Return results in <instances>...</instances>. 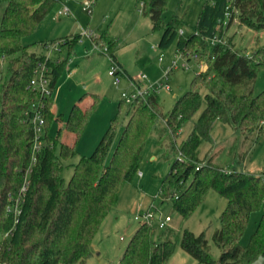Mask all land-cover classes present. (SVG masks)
<instances>
[{
	"label": "trees",
	"instance_id": "16d2710c",
	"mask_svg": "<svg viewBox=\"0 0 264 264\" xmlns=\"http://www.w3.org/2000/svg\"><path fill=\"white\" fill-rule=\"evenodd\" d=\"M62 1L0 0V60L4 62L0 74V264H85L95 232L115 207L123 184L136 174L143 148L160 121L164 123L155 143L161 148L162 135L167 134L168 150L162 152V157L171 160L167 173L160 178L161 201L169 199L172 208L185 218L210 189L226 200L220 225L212 234L220 251L218 258L211 257L203 232L194 234L184 228L180 248L201 264H249L264 256V213L248 243L240 242L249 215L260 208L264 198V167L260 173L227 171L213 165L211 156L198 157L200 143L211 142L210 129L215 120L230 125L245 140L255 132L253 142L264 126V90L253 92L257 72L264 70V46L246 54L230 41L211 43L218 33V20L232 7L239 11L240 25L255 31L264 29V0H206L194 31L186 37L178 32V18L164 24L162 13L167 0H138L151 29L161 31L157 45L167 48L175 40L176 50L185 56L196 53L195 62L203 60L206 68L194 72L189 88L166 111L158 94L150 93L144 100L132 103L119 99L108 127L90 154L78 156L66 182L61 176L63 162L77 155L80 130L75 142L69 144L48 133L45 123L43 144L30 164L33 132L24 113L38 104L46 120L48 96L30 90L28 83L36 65L45 62L50 68L52 90L69 59V51L53 62L29 50L32 44L22 42L54 4ZM77 38L71 35L65 41L68 50ZM91 39L98 50L104 47L102 53L120 67L112 39L105 33ZM201 88L206 90L203 95ZM202 103L204 107L190 132L175 147L174 136ZM124 105L129 108L127 120L116 137ZM94 109L92 105L90 112ZM178 153L181 159L175 157ZM246 153L247 150L236 156L238 163ZM29 166L25 189L20 192ZM11 197L19 198L16 213L7 210ZM173 232L172 228L157 229L146 222L138 223L114 264H162L172 255Z\"/></svg>",
	"mask_w": 264,
	"mask_h": 264
},
{
	"label": "rangeland",
	"instance_id": "374dc122",
	"mask_svg": "<svg viewBox=\"0 0 264 264\" xmlns=\"http://www.w3.org/2000/svg\"><path fill=\"white\" fill-rule=\"evenodd\" d=\"M85 1L63 0L54 4L33 32L22 40L23 44H32L29 50L34 51L37 49V44L41 46L38 49L43 47L41 41L44 43L57 38L55 41H58L60 46L56 53L51 54L50 61L53 62L60 61L69 51V61L60 71L45 104V113L52 115L48 130L55 137L65 138L66 123L76 102L82 105L81 110L87 111V120L76 143L77 155L63 162L61 176L65 182L70 177L78 156L90 154L108 127L110 118L117 111V103L121 99L120 93L129 89L127 76L145 74V85L158 80L162 76V67L169 63L176 50L175 40L167 48L157 45L161 31L151 29L148 16H144L140 11V1L90 0L91 13L82 9ZM204 1L206 0H167L162 13L164 24L171 21L173 17L178 18L180 25L178 24L177 28L181 27L182 36L186 37L194 31L195 22ZM63 4L67 5L69 13L58 17L56 11ZM217 32L214 42L230 41L235 48L246 54L264 46V29L255 31L238 22H231L224 28L221 25ZM104 33L114 41L115 56L120 62L119 69L126 71V74H119L120 80L117 84L113 83V78L107 73L110 67H117V63L102 53L104 47L98 50L91 39ZM71 35H77L78 38L68 50V44L65 41L69 40ZM159 56H162V62L157 60ZM186 56H193L186 61L187 67L171 70L166 78L167 88L158 94L164 111L168 110L189 88L194 72L206 68L203 60L199 59L197 63L195 62L196 53H187ZM182 62L184 58L178 61L179 64ZM199 65L202 67L200 68ZM3 70L4 62L0 60V74ZM262 90H264V70H259L254 80L253 92L256 94ZM205 92L206 90L201 88V95ZM93 104H96V107L89 112ZM203 107L204 103L184 128L176 133L173 138L175 147H178L186 138L193 121ZM51 108L54 109L53 113ZM128 111V106L124 105L118 117L116 137L127 120ZM163 123L164 121L158 123L157 131L149 136L143 148L142 159L137 170L141 174L136 172L132 180L123 184L115 207L107 212L95 232L91 240L92 256L85 264L116 263L124 245L140 222L134 219V214L137 210L142 212L147 210L150 205H155L156 209L153 210L157 215H170L171 220L166 227L174 231L172 255L162 264H201L179 246L180 234L184 228L194 234L203 232L209 244L211 257L218 258L220 251L212 241V234L220 225L219 216L225 206V198L217 191L210 189L185 218L172 208L169 200H160L158 193L160 178L167 173L171 161L162 157V152L168 150L167 134L162 135L161 148L155 144ZM210 136L211 142L202 141L198 152L200 156H204L203 159L211 156L213 165L222 166L224 170L225 168L226 170L236 169L247 173H260L264 167V126L255 138L256 141L253 142L255 132L245 140L230 125L215 120L210 129ZM246 150L245 161L238 163L236 156L245 153ZM175 157L181 159L182 155L178 153ZM262 213H264V198L260 208L249 215L240 239L242 245L248 243ZM151 222L155 223V220ZM120 236L123 240H120Z\"/></svg>",
	"mask_w": 264,
	"mask_h": 264
},
{
	"label": "built area",
	"instance_id": "2783aa9c",
	"mask_svg": "<svg viewBox=\"0 0 264 264\" xmlns=\"http://www.w3.org/2000/svg\"><path fill=\"white\" fill-rule=\"evenodd\" d=\"M91 1L86 0L84 2V6L82 7L83 10L91 13ZM69 13V9L66 4H63L61 8L56 11V15L63 16ZM238 14L239 11L235 7H232L230 10H227L224 13V18L222 20H218L216 25V30L220 28L221 25H226L228 22L237 23L238 22ZM179 33H182V29H179ZM215 37L211 39V43H214ZM62 45V44H61ZM60 43L58 41H50L43 43V49L45 53L43 54L44 58L47 60H51V54L56 53L59 50ZM193 56L186 57L182 52L176 50L169 61L168 64H165L162 67V76L154 81L150 82L149 84H144V80L146 79L145 74L138 73L135 75L127 76L129 81V89L123 90L120 93L121 100L125 101L126 103H132L139 100H144L147 95L150 93L160 94V92L167 88L166 78L169 72L173 69L178 67H187L186 61ZM180 58H184V62L178 63ZM159 62H162V56H159L157 59ZM200 68L202 65H199ZM206 67V65H205ZM50 68L45 62H39L33 70V75L29 80L28 87L30 90H34L39 92L41 95L49 96L51 93V89L49 86V73ZM107 73L113 78V83L117 84L120 80V75H123L122 69L117 67H110ZM25 116L27 117L28 122L32 125V132H33V139H32V148H31V160L30 164L35 161V154L39 151L43 144V133L45 129L46 120L41 113L38 104L30 106L29 110L25 111ZM30 172V166L25 170L24 181L20 187V192L25 189V185L27 183V174ZM137 174H141L139 171ZM161 200V198H160ZM169 200V199H166ZM18 202L19 198H10V203L7 206V210L13 213L17 212L18 209ZM153 209H156L155 205H150L149 208L145 211L137 210L134 214L135 220H140L141 222H146L149 225L154 226L157 229H162L168 226L171 217L169 214L162 215L156 214ZM155 220V223H152L151 220ZM120 240H123V237L120 236Z\"/></svg>",
	"mask_w": 264,
	"mask_h": 264
},
{
	"label": "crops",
	"instance_id": "0c3cea01",
	"mask_svg": "<svg viewBox=\"0 0 264 264\" xmlns=\"http://www.w3.org/2000/svg\"><path fill=\"white\" fill-rule=\"evenodd\" d=\"M45 42V41H44ZM27 44H30V43H27ZM41 44L43 45V42L41 41ZM39 44H37L36 45V48L38 49L39 48ZM41 47V46H40ZM34 50V52L36 53V54H38V55H43L44 53H45V51H44V49H43V47L42 48H40V49H38V50ZM176 51V50H175ZM174 51V52H175ZM56 56H57V54H56ZM115 58H116V56H115ZM68 61H69V59H68ZM68 61H67V63H68ZM116 61L118 62V64L120 65V62L116 59ZM66 63V64H67ZM93 105H95V107H96V104H93ZM92 106V105H91ZM90 106V107H91ZM81 108H82V105L79 103V102H76V104L74 105V107H73V110H72V112H71V115H70V117H69V119H68V121H67V123H66V131H67V133L65 134V138L62 136V137H60V136H58V137H55V138H57L59 141H65V142H67V143H69V144H73L74 142H75V139H76V133L80 130V133H81V129L83 128V125H84V123H85V121L87 120V116H86V110H81ZM54 112V109H52L51 108V113H53ZM89 112H90V108H89ZM92 112V111H91ZM45 115H46V127H47V131H48V133H49V130H48V124H49V121H50V119L52 118V115L50 114V115H47L46 113H45ZM80 135V134H79ZM79 137V136H78ZM64 138V139H63ZM77 140L78 139H76V143H77ZM156 144V143H155ZM157 146V145H156ZM158 147V146H157ZM206 154V153H205ZM204 154V155H205ZM247 155V154H246ZM246 155H245V157H246ZM198 157L199 158H203L204 156H200L199 155V152H198ZM213 161H214V158H213ZM245 161V158L243 159V162ZM242 162V163H243ZM222 167V166H221ZM225 170H226V168H225ZM228 171V170H227ZM125 246V245H124ZM123 250V249H122ZM92 256V249H91V255L88 257V258H90ZM88 258L86 259V261L88 260ZM85 261V262H86Z\"/></svg>",
	"mask_w": 264,
	"mask_h": 264
},
{
	"label": "water",
	"instance_id": "95a60500",
	"mask_svg": "<svg viewBox=\"0 0 264 264\" xmlns=\"http://www.w3.org/2000/svg\"><path fill=\"white\" fill-rule=\"evenodd\" d=\"M249 264H264V256H258Z\"/></svg>",
	"mask_w": 264,
	"mask_h": 264
}]
</instances>
